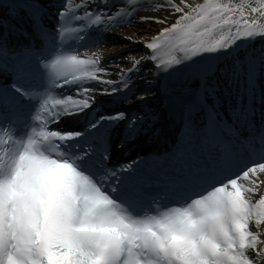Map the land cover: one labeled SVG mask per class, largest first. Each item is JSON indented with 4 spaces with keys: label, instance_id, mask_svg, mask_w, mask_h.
Masks as SVG:
<instances>
[{
    "label": "snow or ice",
    "instance_id": "6c2138e0",
    "mask_svg": "<svg viewBox=\"0 0 264 264\" xmlns=\"http://www.w3.org/2000/svg\"><path fill=\"white\" fill-rule=\"evenodd\" d=\"M90 2L94 0H66L59 13L62 24L57 28L58 39L63 40L66 34L79 28V25L69 28L63 22L78 10L75 20L88 21V25L103 22L112 31L124 26V22L131 23L137 16V23L165 27L147 42L124 36L133 43H143L149 51L146 57H129L126 62L131 67L117 69L118 76L113 79H101L109 73L95 55H56L47 62L40 60L50 69L58 87L77 82L79 86L74 95L48 96L43 100L35 114V119L41 122L39 130H32V135L26 139L27 147L21 142L23 152L15 161L35 155L67 162L94 186L91 203L87 205L90 211L77 203L75 209L64 216L59 231L46 238L25 227L17 215V201L6 198L4 223L0 229V264H264V119L258 120L255 111L258 95H264L258 92V85L264 81V51L246 53L222 68L207 65L197 73L200 86L194 99L183 107L185 134L173 153L154 162L158 167L172 169L164 174L167 179L153 173L136 176L133 169L141 161L117 170L108 169L105 153L89 159L91 174L82 171L64 146L83 133H61L50 127L51 123L58 122L61 113L72 114L89 107L97 93L115 92L118 83L127 87L129 74L142 62L159 59L155 55L161 47L158 41H167L170 35L179 34L176 50L185 60L173 56L170 61L156 64L165 71L205 53L227 51L237 40L264 36V0H241L238 4L232 0H203V3L158 0L159 6L149 5V10L167 15L141 14L148 0H125L111 14L104 10L94 14L87 8ZM3 3L4 0H0V5ZM6 3L15 5L9 10L18 17H28L36 36L45 39L49 30L43 23L44 10L39 0H6ZM170 17L175 19L170 20ZM3 26L4 21L0 19V28ZM5 51L0 33V117L15 115L21 97L39 95L24 89L19 81L30 57L39 56L40 50L29 46L28 52L21 53L18 62L12 64L4 62ZM217 72L222 79L239 84L250 101L233 107L227 117L215 104L206 103L207 97L216 96V83H210V77ZM5 74L13 77L11 83H5ZM93 81L105 87L94 91L86 86ZM140 98L143 99L144 94ZM124 116L125 113H115L111 119L119 120ZM138 119L143 117L130 122L133 136ZM18 141L7 129H0V167L9 156L10 146ZM74 150L81 160L94 151L90 144L76 145ZM254 150L261 158L239 172L227 174L218 167L238 153ZM14 176L19 178L16 163L12 172L3 178L6 190L15 187ZM194 180L202 191L184 196L170 206L163 203L169 200V194L187 188ZM160 185L168 191L155 195L153 189ZM210 193L217 197L210 208L194 210L193 201H203Z\"/></svg>",
    "mask_w": 264,
    "mask_h": 264
},
{
    "label": "bare ground",
    "instance_id": "6f19581e",
    "mask_svg": "<svg viewBox=\"0 0 264 264\" xmlns=\"http://www.w3.org/2000/svg\"><path fill=\"white\" fill-rule=\"evenodd\" d=\"M176 2H178V0H175ZM195 3H203V0H194ZM241 0H233L232 3L234 4H238L240 3ZM157 7V6H156ZM154 8V7H153ZM141 14H147V15H167L166 12H162V13H156L155 11L153 10H149V6L148 7H145L143 9V11L141 12ZM137 20H138V16L135 17ZM175 18L174 17H170V20H174ZM136 20V21H137ZM133 22L132 24L129 23H125L124 22V26L122 27H117L114 29V31L112 30H107L106 31V34L111 32L112 35H107V37L105 38L106 41H105V44L102 45V46H97V49L99 50H103V51H99L103 54H105L107 51H110V50H116L117 48L119 47H126V50L128 52H125L124 51V55H120V62H123L121 63L124 67H127L128 64L126 61L129 57H135V58H141L143 57V55L141 54L143 52V47L141 46L139 49L140 51L139 52H135L133 53L134 51H131V47H135L138 49V46H137V43H133L131 42L130 40L128 39H125L124 36H131L133 39H136V40H142L144 39V37L146 36H149V34H154V33H157V31L159 29H162L163 27H165V25H159V24H146V25H143V24H140V23H137V22ZM233 31H235V29H233ZM220 33H218L219 35ZM115 35V36H113ZM178 35H175V37L178 38ZM261 37H264V36H257L255 38V40L257 41L259 38ZM111 41L114 40V42H111ZM252 40V39H251ZM248 42H250V39H240V40H237L235 42V44L229 48L227 51H220L222 53H233V52H242L246 49H248L250 46L252 47V50H251V53H256V54H259L261 53L262 51H264V48L258 50V49H255L256 46H260L259 44L257 43H251V45H248ZM179 44V43H178ZM177 47V46H176ZM129 48V49H128ZM123 53V52H122ZM178 53V51H177ZM179 57H181L183 60H185V56L183 54H180L178 53ZM188 55H192V53H188ZM145 56V54H144ZM205 56L202 55V56H199V57H196L194 58L192 61H188V62H185V65L183 67V69L177 71L175 73V77H178L181 75H187V72L190 71V68L191 67H195V65H197L198 61L203 59ZM142 64V63H141ZM231 63L230 62H226L225 63V66H229ZM147 66V65H146ZM141 67V65H140ZM130 77L133 76L135 77L136 81L135 83H137V86H136V89H142L143 88H146L147 91L145 93H142L144 94V98H148V97H153L154 98V94L157 93L156 91V87L155 85H157V80L155 81V79L151 76V73L148 72L147 74L143 75V77L139 76V69L134 72V73H131L129 74ZM158 79V78H157ZM146 84V85H145ZM155 87V89H154ZM135 95H133V100L135 101H138V100H141V95L142 94H136V91L134 93ZM143 98V99H144ZM154 99L151 100V102H153Z\"/></svg>",
    "mask_w": 264,
    "mask_h": 264
}]
</instances>
